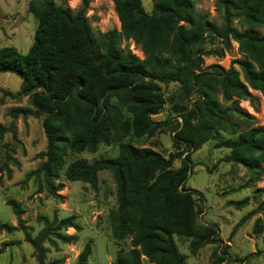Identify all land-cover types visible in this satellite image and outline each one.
<instances>
[{
  "label": "rangeland",
  "instance_id": "1",
  "mask_svg": "<svg viewBox=\"0 0 264 264\" xmlns=\"http://www.w3.org/2000/svg\"><path fill=\"white\" fill-rule=\"evenodd\" d=\"M158 1L141 0V6L152 14ZM56 2L73 11L82 5V0ZM189 3L193 12L205 14L217 26L224 25L222 0H189ZM232 12L233 25L240 32L264 35V22L253 21L237 9ZM86 16L97 38L114 28L122 31L113 0H91ZM38 20V14L29 9V0H0V48L11 46L27 53L33 45ZM120 47L142 54V44L131 37H123ZM155 53L162 59L168 58L172 67H185L187 71L176 81L137 79L165 101L162 112L151 115L153 132L137 135L134 130L114 131L111 142L100 144L95 152L69 149L65 168L81 158L89 162L115 158L125 142L154 148L165 157L179 154L172 165L179 168L186 149L177 142L176 134L189 129L202 132L203 127H208L211 131L208 140L190 153L194 170L186 186L202 191L206 198L197 202L195 231L202 233L211 226L216 231L214 240L192 248L197 236L174 235L175 242L186 264H264V149L242 151L257 162L254 170L234 161H223L230 153L224 140L264 127V94L251 86L239 63L248 60L257 72H264V62L254 57L247 42L231 38L227 44L211 33H206L186 53H180L171 36L156 47ZM231 68L240 72L247 93L225 91L218 82L223 71ZM198 74L201 77L196 80ZM21 84L17 74L0 73V223L14 226L12 230H0V264H78L88 242L92 246L88 264H114L118 250L130 248L131 237L124 241L112 237L108 214L118 205L112 173L108 170L99 173L97 189L83 181L67 180L65 169L60 179L47 178L41 169L47 150L44 114L32 105L30 95L21 93ZM205 92L218 102L220 109L215 114L208 113L203 105ZM114 102L133 120L136 108L125 95ZM178 117L182 118L181 126ZM12 201L19 206L20 216L15 213ZM70 216H75L81 230L58 228L60 221ZM258 219L261 229L257 232ZM59 234L76 235V240L65 242ZM143 264L152 263L143 257Z\"/></svg>",
  "mask_w": 264,
  "mask_h": 264
},
{
  "label": "trees",
  "instance_id": "2",
  "mask_svg": "<svg viewBox=\"0 0 264 264\" xmlns=\"http://www.w3.org/2000/svg\"><path fill=\"white\" fill-rule=\"evenodd\" d=\"M113 1L122 31L114 28L97 38L86 16L91 0H82L76 11L56 0H29V9L39 16L33 45L25 54L11 46L1 47L0 73L17 74L22 79L21 93L30 95L32 105L44 114L42 125L47 150L41 169L47 178L60 179L65 169L67 180L83 181L97 189L99 173L104 170L112 173L118 204L108 214L112 237L116 241L131 237L130 248L119 249L114 264H143V257L152 264H186L174 235L197 236L191 244L195 248L203 241H213L216 233L211 226L202 233L195 231L197 202L206 198L202 191L186 186L194 170L190 153L208 140L211 133L208 127H203L202 132L189 129L176 134L177 142L186 149L179 168L172 167L179 154L165 157L154 148L127 142L120 145L115 158L93 162L81 158L65 168V156L69 149L95 152L100 144L111 142L114 131L134 130L137 135L153 132L151 115L162 112L165 101L137 79L146 77L165 82L185 76V67H172L168 58L162 59L155 53L156 47L171 36L180 53L200 43L206 33L218 36L227 44L233 38L250 44L254 57L264 62V35L240 32L232 22L234 9L253 21L264 22V0H222L223 26L210 22L205 14L193 12L189 0H159L152 14L144 11L141 0ZM123 37L141 43L144 57L122 50ZM239 63L251 86L264 94V72H257L248 60ZM223 72L218 82L225 91L247 93L238 70L231 68ZM200 77L195 75L196 80ZM121 95L136 108L133 120L114 102ZM205 96V109L215 114L220 109L218 102L207 92ZM178 124L182 125L179 120ZM263 141L264 127L224 140L230 153L223 161H234L254 170L257 162L242 151L264 149ZM11 204L20 216L19 206L14 201ZM74 220L75 216L61 220L58 228L81 230ZM259 221L255 224L257 232L261 229ZM12 229L14 226L0 223V230ZM59 237L65 242L76 240V235L59 234ZM91 251L88 242L78 264H88Z\"/></svg>",
  "mask_w": 264,
  "mask_h": 264
},
{
  "label": "built area",
  "instance_id": "3",
  "mask_svg": "<svg viewBox=\"0 0 264 264\" xmlns=\"http://www.w3.org/2000/svg\"><path fill=\"white\" fill-rule=\"evenodd\" d=\"M133 52V51H132ZM142 52V51H141ZM134 53V52H133ZM134 54H136V53H134ZM137 56H139L140 58H143L144 57V55H143V52H142V54L141 55H139V54H136ZM178 120L180 121V122H182V118H178Z\"/></svg>",
  "mask_w": 264,
  "mask_h": 264
}]
</instances>
